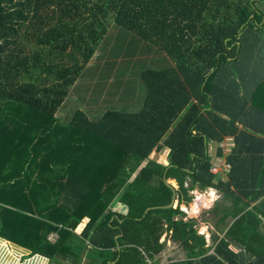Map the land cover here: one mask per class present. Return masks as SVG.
I'll return each mask as SVG.
<instances>
[{
  "label": "trees",
  "instance_id": "obj_1",
  "mask_svg": "<svg viewBox=\"0 0 264 264\" xmlns=\"http://www.w3.org/2000/svg\"><path fill=\"white\" fill-rule=\"evenodd\" d=\"M256 1L0 0V243L26 248L27 264H159L165 232L184 256L162 264H264ZM113 25L138 49L140 93L100 70L87 92L101 86L105 105L96 95L57 116ZM162 147L165 162L151 157ZM207 187L221 192L213 211L232 217L211 247L179 208Z\"/></svg>",
  "mask_w": 264,
  "mask_h": 264
},
{
  "label": "rangeland",
  "instance_id": "obj_2",
  "mask_svg": "<svg viewBox=\"0 0 264 264\" xmlns=\"http://www.w3.org/2000/svg\"><path fill=\"white\" fill-rule=\"evenodd\" d=\"M256 6L259 8L261 13L263 14L264 17V0H258L256 1ZM123 30V31H122ZM119 31V33H118ZM122 32V33H121ZM124 29H120V27L113 25L110 26L108 29L106 35L104 36V40L101 42V47L97 49V51L94 53V55L91 57L90 62L86 64L84 67L83 71L80 73L79 77L77 78V92L76 96L74 93L70 95V97L67 99L66 102V108L64 111H58L57 116L61 117H66V115L72 110V107H75L76 105L81 106L84 109H87V105L84 104L85 102H92V104H95L99 99V93L98 92L101 88V86H97L94 88V91L92 94H89L87 91V88H90V85H95L96 84V78H97V73L101 70V79L103 74H107L108 71L110 72L109 79L116 81L117 77L113 75L114 73H118V77H120L122 80L125 79L126 82V87L127 91L130 89L133 90L132 93L134 96H138L140 92H138V81H137V74H136V68L140 65L138 62H135L134 58L137 56V48L135 44L131 46V48H124V42L127 41L125 38V35H123ZM128 34V33H127ZM263 38H264V22L262 26V32H261ZM148 47V46H147ZM146 47V48H147ZM153 46H150L145 50V55L152 56L154 49L152 48ZM149 53H148V52ZM156 54V53H154ZM150 59V58H149ZM148 59V60H149ZM147 60H145L146 62ZM115 64V69L111 68V66ZM94 74V75H93ZM93 75V76H92ZM75 82V83H76ZM124 82V81H123ZM118 83V82H117ZM97 85V84H96ZM95 85V86H96ZM98 89V91H97ZM114 87L112 86L111 90H113ZM140 89V88H139ZM98 95V98L96 100L95 96ZM133 96V97H134ZM123 100H128L130 99V95H124ZM126 97V98H125ZM132 97V98H133ZM78 99V100H76ZM88 99V100H87ZM96 100V101H94ZM100 101V100H99ZM91 104V106H92ZM99 104V103H98ZM101 105H105L104 103ZM99 106V105H98ZM97 106V107H98ZM228 141L225 140L224 142H221L222 147H227L228 146ZM166 150L162 147V150H156L155 152H152L151 157H154L155 159L165 162L166 156H165ZM214 164H216L215 167V172L218 171V176L221 175L224 177V168H226V163L223 161V156L220 157V159H215L214 157ZM212 163V166H214ZM214 169V168H213ZM221 170V171H219ZM170 184L175 186L174 184L175 181L168 180ZM209 188H205L203 190L199 189H193L189 191V194L192 195V199L190 202H188L186 205L185 204H180L179 208L185 212V217L184 218H189L193 217L195 219V228L197 230V233L202 234L205 240V246L211 247L213 244V240L211 237V230L214 228L215 230V218L214 213H213V198L210 199L209 203L207 205H203V203H200L199 201V206L196 208V211L193 210L192 203L196 201L195 199L197 196H203L206 195V191L208 192ZM199 194V195H198ZM197 195V196H196ZM217 195V194H216ZM211 196V194L209 195ZM173 206L176 205V200L173 201ZM183 206V207H182ZM113 210H122L121 204H115L112 207ZM194 211V212H193ZM54 235V234H53ZM52 235V236H53ZM210 235V236H209ZM159 241H165V248L160 251L156 255L155 262L159 264L164 263L168 259H175V258H182L184 256L183 250L179 247L177 243H173L169 238H168V233L165 234L162 233L160 236ZM3 245V246H2ZM5 251H8L10 255H16L13 253L8 246V244H2L0 243V262L3 264H15L16 259L12 256H6ZM29 253V252H28ZM28 253H25V255H20L19 258V264H25V259L30 258L26 257ZM17 256V255H16ZM24 256V257H23ZM38 257H33L31 260H37ZM29 263V262H28ZM31 264V263H29ZM34 264V263H32Z\"/></svg>",
  "mask_w": 264,
  "mask_h": 264
},
{
  "label": "crops",
  "instance_id": "obj_3",
  "mask_svg": "<svg viewBox=\"0 0 264 264\" xmlns=\"http://www.w3.org/2000/svg\"><path fill=\"white\" fill-rule=\"evenodd\" d=\"M90 62V60L88 61V63ZM87 63V64H88ZM100 94V96H99V99H101L102 98V96H104L105 95V93H104V91L103 92H100L99 93ZM98 105L100 106L101 105V101H99L98 100ZM96 107V106H95ZM91 108V107H90ZM225 140H229V138L228 137H226V138H224L222 141L224 142ZM221 141V142H222ZM221 143H219V145H220ZM229 147H230V140L228 141V146L227 147H222V149H223V153L224 154H226L228 151H229ZM165 150H166V148H164ZM220 157H222V156H216L215 157V159H220ZM223 161H224V159H223ZM214 163H216V162H214V159H213V164ZM217 164V163H216ZM220 171V170H219ZM172 181H175V180H173V179H171ZM175 183H176V181H175ZM175 186L174 187H177V184H174ZM207 188H209V190H208V192L206 191V194H207V197H209V198H206L205 196L206 195H203V197L205 198V199H212L213 198V196H214V198H213V206H214V204H215V201H218V199L220 198V195H221V192L218 190V189H216V188H213V187H207ZM210 192H212L213 193V195L212 196H209L210 195ZM217 194V195H216ZM210 201V200H209ZM220 201V200H219ZM200 203H201V201H200ZM209 203V202H208ZM183 207V206H182ZM212 210H213V208H212ZM213 213H214V217L213 218H215V230H214V228L211 230V234L212 235H215V236H217L218 238L219 237H221V235H222V233H223V227H224V225H227V224H229L231 221H232V217L231 216H228V217H225V219L223 218L224 216H221V214L219 213V212H214L213 211ZM221 219H223V221L221 220ZM263 224H264V219H263ZM210 236V235H209ZM2 240H4L5 242H7V244H8V246L10 247V249H11V251L13 252V253H15L16 255H25V253H28L29 251L26 249V248H24V247H21V246H19V245H17V244H14V243H12V242H10V241H7V240H5V239H2ZM15 245L17 248H21V249H23V251L22 252H20V251H16L15 249H13V247L11 246V245ZM12 257H14L15 259H16V256L15 255H11ZM42 257V259H43V264H46L47 263V258L46 257H44V256H41ZM14 264V263H13ZM25 264H27L26 262H25Z\"/></svg>",
  "mask_w": 264,
  "mask_h": 264
},
{
  "label": "bare ground",
  "instance_id": "obj_4",
  "mask_svg": "<svg viewBox=\"0 0 264 264\" xmlns=\"http://www.w3.org/2000/svg\"><path fill=\"white\" fill-rule=\"evenodd\" d=\"M211 196L213 195L212 192H210ZM199 195V194H198ZM197 196V195H196ZM196 201H194L192 203V207L193 210L196 211V208L199 206V201H201V203H203V205H207L210 199H205L203 196H197V198L195 199ZM193 211V212H194Z\"/></svg>",
  "mask_w": 264,
  "mask_h": 264
},
{
  "label": "built area",
  "instance_id": "obj_5",
  "mask_svg": "<svg viewBox=\"0 0 264 264\" xmlns=\"http://www.w3.org/2000/svg\"><path fill=\"white\" fill-rule=\"evenodd\" d=\"M229 140H230V138H229ZM215 167H216V164H214V166L211 167V171H212V172H215ZM227 167H228V166L226 165V168H224V169L226 170ZM213 168H214V169H213ZM52 235H53V234H51L50 237H53L55 234H54L53 236H52ZM15 256H16V255H15ZM18 257H20V255H17V256H16V263H15V264H19V261H18L19 258H18Z\"/></svg>",
  "mask_w": 264,
  "mask_h": 264
},
{
  "label": "clouds",
  "instance_id": "obj_6",
  "mask_svg": "<svg viewBox=\"0 0 264 264\" xmlns=\"http://www.w3.org/2000/svg\"><path fill=\"white\" fill-rule=\"evenodd\" d=\"M33 255H34V254H33ZM30 256H32V255H28V254H27V256H26V257H30ZM40 256H41V255H40ZM23 257H24V256H23Z\"/></svg>",
  "mask_w": 264,
  "mask_h": 264
}]
</instances>
